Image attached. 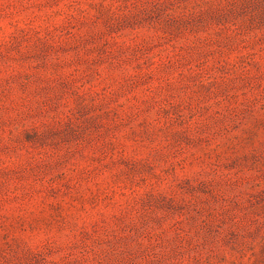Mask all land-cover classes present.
<instances>
[{
  "label": "rangeland",
  "instance_id": "rangeland-1",
  "mask_svg": "<svg viewBox=\"0 0 264 264\" xmlns=\"http://www.w3.org/2000/svg\"><path fill=\"white\" fill-rule=\"evenodd\" d=\"M0 264H264V0H0Z\"/></svg>",
  "mask_w": 264,
  "mask_h": 264
}]
</instances>
